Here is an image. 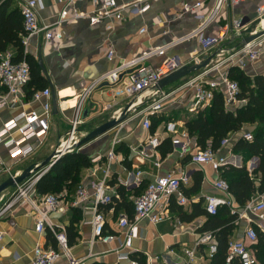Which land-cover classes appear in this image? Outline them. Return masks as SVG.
Returning <instances> with one entry per match:
<instances>
[{"label": "crops", "instance_id": "1", "mask_svg": "<svg viewBox=\"0 0 264 264\" xmlns=\"http://www.w3.org/2000/svg\"><path fill=\"white\" fill-rule=\"evenodd\" d=\"M11 1L12 8L20 10L30 0ZM38 1L43 5L42 9L38 11L40 23L51 25L57 20L63 7L54 0ZM116 1L118 5H121L135 0ZM260 1L250 0L238 7L223 9L206 28L204 34L217 37L232 20L242 19L247 23L254 17L255 9ZM147 2L150 4V9L141 16L124 11L122 20L117 21L111 18L99 25H91L86 19L67 20L52 31L54 35H59L60 38L45 40L39 34L29 41L24 51L37 61L42 76L49 82L48 89L51 92L52 103L50 128L47 135L42 139V143L27 158L13 160L8 155L4 145L0 144V159L4 168L8 169V172L0 175V184L10 177H18L31 165H41L54 154L70 130V121L81 94L100 75L111 71L118 64L134 58L149 47L162 46L168 41L191 33L197 26L193 17H185L178 21L174 19V15L184 4L202 3L203 8L199 13L203 15H207L212 7L211 0H147ZM75 9L79 13L91 14L94 7L90 0H77ZM247 9H250L249 12L246 11ZM233 12H237V15H233ZM261 25L262 23L259 30L262 29ZM142 28H145L146 31L139 33ZM242 36V30H228L223 41L204 54V60L216 54L209 65L212 66L233 55L241 47V43L245 38V36ZM236 41H240V43L232 47L231 45ZM110 45L114 55L111 59H108L107 52ZM233 48L234 50H231ZM220 50L224 51L221 55L219 54ZM199 51H201V47L197 38L194 37L168 50L164 58L150 59L147 65L153 69L158 68L164 59L172 57H176L181 62L189 63L191 56ZM5 53H10L13 56L15 50L8 47L3 54ZM225 54H227V57L224 58ZM234 58L237 57L234 56ZM228 69L229 67H224L226 72H228ZM239 70L250 78L257 75L264 76V53L254 63ZM199 72L190 74L159 92L171 94L180 86H183L186 81L198 75ZM153 90H155V87ZM53 99L56 103L55 109L53 108ZM193 100L194 91L190 88L168 96L163 102L162 112L150 117L151 124L157 123L156 129L151 133L150 129L146 131L142 128L140 115L137 113L127 114L126 109L131 101L129 98L125 96L114 97L112 91L105 87L98 88L91 93L90 99L83 110L87 111L84 123L93 121L106 123L116 119L124 112H126V116L118 127L71 151L84 154L92 163L90 168L81 171L79 182V185L87 189L89 200L74 207L72 203L76 199L77 190L74 194H69L67 190H64L62 194L55 195L59 200L58 209L55 212L48 213V222L56 232L63 233L65 238L66 228L71 221L79 219L74 224L78 237L72 246H67L69 255L74 260H79L80 264H129L128 260H117L115 252L119 251L127 254L129 260H137L139 264H185L188 261L185 251L194 250L191 264H209L207 246L201 245L195 249L197 240L204 234L198 233V230L204 225L207 218L200 216L192 222H181L178 219L177 208L180 207L186 213H190L193 205L201 203V207L205 209L206 197L221 196L213 186L215 181L220 178L219 173H215L208 165L191 162V157L199 150L194 138H190L186 154H180L179 150L172 145L171 152L167 155L162 157L160 152L163 141L165 139L170 140L166 132V126L174 124L177 131H184L185 121L196 115L187 111ZM145 102L136 106L137 112L142 110ZM42 103L43 100H34L32 97L26 101L25 89H23L20 103L0 109V130L4 123L20 113L40 112ZM106 105H110V107L104 110ZM251 130H253V126H244L238 133L232 134L229 138V144L220 150L218 155L226 159L227 166L240 168L244 165L241 156L235 154L232 148L235 142L241 139L242 134L249 133ZM116 132H118L120 143L114 147V159L107 162V154ZM150 134H156L161 139L160 149H158L160 161V167L158 168L154 165L157 156L150 155L148 151L149 157L142 159L137 154V149L145 145ZM14 137L16 135L12 136V138ZM256 162H258L257 158ZM256 162L253 161V158L246 162L245 167L249 173H252L258 167ZM138 172H140L139 177L136 175ZM165 173H173L176 176L183 173L189 178L188 185L182 188L183 195L186 190L192 188L195 176L201 178L198 190L190 193L189 196L184 195L189 199L188 204L184 206L177 205L175 199L172 198L169 207L164 212L165 220L155 225L147 220L140 221L137 225L136 235L131 239L129 245L124 244L126 241L125 231L120 229L117 223L121 217H127L128 219L133 217L132 204L130 209L116 207L117 210L113 207V203L103 206L100 209L105 221L104 233L114 236L115 239L109 243L92 241L90 221L94 210L91 202L92 190L90 185L94 181L102 180L105 175H108L107 186L112 199L117 196L118 186H123L127 198L132 202L134 197L145 190L148 183L152 182L155 177ZM137 179L139 180L138 184H136ZM112 183L114 186H112ZM15 191L16 188H8L0 194V209ZM32 196L37 201L41 198L35 194V191ZM40 209L42 212L46 211L42 206H40ZM252 218L251 215L246 214V216L236 221L229 242L242 238L245 229L250 225L249 220H252ZM0 233L2 234L0 264H30L36 246L45 251L58 250L57 241L49 228L46 227L41 234L35 231V212L24 202L15 205L0 217ZM55 264H67V258L62 256Z\"/></svg>", "mask_w": 264, "mask_h": 264}, {"label": "built area", "instance_id": "2", "mask_svg": "<svg viewBox=\"0 0 264 264\" xmlns=\"http://www.w3.org/2000/svg\"><path fill=\"white\" fill-rule=\"evenodd\" d=\"M54 1L63 8L57 20L51 25L41 24L38 19V11L43 7L40 1L30 0L20 8L25 30V34L21 39L24 48L27 47L33 37L39 34L45 40L60 38L59 35H54L52 31L60 27L67 20L86 19L91 25H99L111 18L117 21L122 20L124 11L132 15L141 16L150 9V4L147 0H135L131 3L121 5H118L116 0H90L94 9L91 14H88L79 13L75 9V2L77 0ZM211 1L212 7L207 15L199 13L203 8V4L199 2L184 4L174 15L176 21L189 16L194 18L197 26L191 33L168 41L162 46L149 47L134 58L118 64L114 69L100 75L94 80L81 94L70 121V130L54 153L63 151L62 154L64 155L75 148V145L79 142V138L82 136L80 127L84 122V119H82L83 110L87 101L90 99L91 93L98 88H109L114 97L125 96L129 98L131 101L126 109L127 114L137 113L140 115L142 128L146 131H149L151 126L150 117L162 112L164 100L171 94L183 89L190 88L194 91V100L187 109L189 113L197 114L207 108L215 93L222 95L224 107L227 111L234 112L240 108L245 101L238 98L239 86L236 82L228 78L224 67L244 69L247 65L258 60L264 53V36L240 47L233 55L228 56L212 66H207L198 75L186 81L183 86H180L171 94H163L153 90L161 79L169 76L181 67L202 62L204 60V54L216 45H219L228 30L240 31L246 27H254L250 35L264 31V27L259 30L260 24L264 23V0H261L255 9L254 17L247 23L242 19L232 20L223 28V32L217 37L206 36L204 34L206 28L218 17L223 9L238 7L250 0ZM145 31L146 29L142 28L139 33H144ZM194 37L197 38L201 51L191 56L189 63L181 62L176 57H172L164 59L158 68L153 69L148 67L147 63L150 59L164 58L168 50ZM222 53L224 51L220 50L219 54L221 55ZM113 55L114 51L110 45L107 58L111 59ZM234 56L237 58L235 59ZM11 58L10 53L0 55V109L12 107L14 104L20 103L22 91L30 82L29 67L26 62L12 63ZM32 99L43 100L40 112L31 111L28 113H20L18 116L4 123L0 130V144L4 145L8 155L13 160L27 158L33 154L37 146L42 143V139L47 135L50 128V119L52 116L50 90L46 88L42 91L35 92ZM143 102H145L144 107L137 112L136 106ZM109 107L110 105H106L104 110ZM166 132L170 137L171 145L176 147L180 154H186L188 152V142L190 141L187 132L185 130L177 131L174 124H168L166 126ZM13 135H16V137L12 138ZM230 136L221 141L217 151H213L210 147L204 150L199 149L191 157V162L199 165H208L215 173H219L220 168L225 166L227 161L225 158L220 157L218 153L229 144ZM113 138L111 148L107 154V162L114 159V147L120 143L118 132L115 133ZM241 139L251 142L252 135L250 133H244L241 135ZM146 140L145 145L137 149V154L142 159L149 157L148 151L150 155L157 156V161L154 165L158 168L160 167L158 149L161 139L156 134H150ZM58 158H61V155ZM53 164H50L40 171H32L27 180L17 185L15 193L1 207L0 217L10 211L15 205L23 202L27 203L35 212V231L41 234L46 227L49 228L58 245L57 251H45L41 247L36 246L34 249V257L30 264H55L62 256L67 258V264H80L79 260H74L69 255L65 235L56 232L48 222V213L55 212L58 209V197L55 195H46L37 201L32 196L37 182ZM6 172H8V169L4 168L3 162L0 159V175ZM136 175L139 177L140 172ZM107 178L108 175H105L102 180L94 181L90 185L92 190L91 202L94 210L90 221L92 241L97 240L103 243H109L115 239L114 236L104 233L105 221L103 213L100 210L101 207L112 203V197L108 192ZM138 181L137 179L136 184H138ZM188 183L189 178L183 173L177 176L173 173H165L164 175L155 177L152 182L148 183L145 190L132 199L133 217L131 219L121 217L117 223L118 227L125 231L126 241L124 244L129 245L131 239L135 237L137 225L140 221L147 220L154 225L164 221V212L169 207L172 198L175 199L177 205L184 206L188 204L189 199L182 192V188L187 186ZM213 186L221 196L213 195L205 198V211L208 215L215 216L219 208L226 207L230 215L237 216V220L246 216V214L253 217L252 220H249L250 225L245 229L242 238L228 243L225 264H231L234 260H237L240 264H255L256 261L250 247L256 243L258 233L264 238V192L253 197L243 208H238L229 194L228 185L225 180L218 178ZM87 200H89L87 189L79 185L76 191V199L72 203V206L76 207ZM40 206L46 209V211L42 212ZM1 238L2 234L0 233V240ZM201 245L207 246V256L211 259L216 252V244L211 233H204L197 240L195 249ZM115 253L118 261L128 260L129 264H139L135 260H129L127 254L120 253L119 251ZM185 254L188 257V261L185 264H191L194 257V250L185 251Z\"/></svg>", "mask_w": 264, "mask_h": 264}, {"label": "trees", "instance_id": "3", "mask_svg": "<svg viewBox=\"0 0 264 264\" xmlns=\"http://www.w3.org/2000/svg\"><path fill=\"white\" fill-rule=\"evenodd\" d=\"M24 34L20 10L12 8L11 0H0V55L6 52L8 47H12L15 50L11 58L12 63L17 64L24 61L28 65L30 82L24 88L25 100L27 101L35 92L48 88L49 82L42 76L37 61L25 53L21 41ZM227 76L238 84V98L244 100L245 104L234 112L227 111L222 95L215 93L210 105L185 121L184 127L189 137L196 140V146L199 149L204 150L210 147L213 151L219 149L223 139L238 133L244 126L254 127L251 142L239 139L232 148L235 154L247 156L244 165L240 168L225 165L219 170V176L226 181L229 194L235 205L238 208H243L254 195L264 192V76L257 75L250 78L237 67H230ZM156 126L157 123L155 122L151 124V133L154 132ZM160 152L162 157L171 152L169 139L163 141ZM251 158L258 159V167L249 173L245 165ZM91 166L90 159L84 154L79 152L66 153L51 166L47 173L41 176L35 186V194L40 197L60 195L64 190H67L69 194H74L80 182L81 171ZM200 183L201 178L195 176L192 188L186 190L184 195L189 196L190 193L198 190ZM112 203L115 209L116 207L131 208L132 202L127 198L123 186H118L117 196L112 199ZM177 211L179 213L178 219L181 222H192L200 216L207 218L198 233H211L214 238L216 252L209 264H225L228 242L235 229L237 216L230 215L226 207L219 208L215 216H209L201 207V203L193 205L190 213H186L180 207L177 208ZM78 220L71 221L66 228L68 247L72 246L78 237L74 226ZM250 249L255 258V264H264V238L259 233L256 243L251 245ZM231 264L240 263L234 260Z\"/></svg>", "mask_w": 264, "mask_h": 264}, {"label": "water", "instance_id": "4", "mask_svg": "<svg viewBox=\"0 0 264 264\" xmlns=\"http://www.w3.org/2000/svg\"><path fill=\"white\" fill-rule=\"evenodd\" d=\"M262 36H264V31H260L254 35H250L248 37H245L241 43V47L260 39ZM215 57H216V54L208 57L207 59H205L204 61H202L198 64L185 65V66L181 67L179 70H177L174 73L170 74L169 76L161 79L156 84L155 90L161 91L162 89H164L168 85L175 83V82L185 78L186 76H188L190 74H193V73H196V72H199V71L205 69L207 66L210 65V63L213 61V59ZM53 108L54 109L56 108L55 100L53 102ZM86 115H87V111H83L82 119H84ZM125 116H126V113L124 112L120 115V117L118 119H112V120L98 126L97 128H95L91 132L87 133L83 137V139H81V141H79L75 145V148H79V147L95 140L96 138L108 133L109 131L113 130L114 128L118 127L125 120ZM62 153H63V151H59L58 153H54L49 159H47L41 165L36 166V167H35V165H31V166L27 167L21 173V175H19L18 177L8 178L7 180H5L3 183L0 184V194L8 188H16L17 185L21 184L22 182H24L25 180H27L29 178L32 171H34V170L40 171V170L46 168L47 166H49L50 164L57 162L60 159L58 157L60 155H61V157L63 156ZM54 157H55V159H53ZM253 161L256 162V158H253ZM256 165H258V162H256Z\"/></svg>", "mask_w": 264, "mask_h": 264}, {"label": "rangeland", "instance_id": "5", "mask_svg": "<svg viewBox=\"0 0 264 264\" xmlns=\"http://www.w3.org/2000/svg\"><path fill=\"white\" fill-rule=\"evenodd\" d=\"M249 10L250 9H247L246 11L247 12H249ZM233 15H237V12L236 13H234L233 12ZM263 27H264V23H262V25H261V28L263 29ZM253 28L254 27H246V28H244V29H242V33H243V36L242 37H248V36H250V33H251V31H253ZM241 31V30H240ZM242 40V39H241ZM238 41V40H237ZM234 42L231 46L232 47H234L235 45H237V44H239L240 43V41L239 42ZM230 46V47H231ZM231 50H234V48L233 49H231ZM214 51V50H213ZM212 52V51H211ZM225 57H227V54H225L224 55V58ZM102 124H104V123H101V122H99L98 123V121H93V122H83V124L81 125V127H80V132H81V138H79V141H81V139H83V137L87 134V133H89V132H91L92 130H94L95 128H97L98 126H100V125H102ZM253 129H254V127H253ZM243 132H245V131H243ZM252 132H253V130H251L249 133L252 135ZM240 156H241V158H242V160H243V162L245 163V161H246V158H247V156L246 155H241L240 154Z\"/></svg>", "mask_w": 264, "mask_h": 264}]
</instances>
